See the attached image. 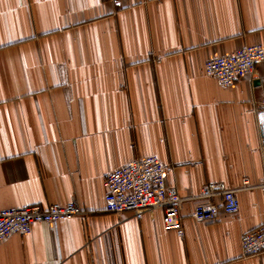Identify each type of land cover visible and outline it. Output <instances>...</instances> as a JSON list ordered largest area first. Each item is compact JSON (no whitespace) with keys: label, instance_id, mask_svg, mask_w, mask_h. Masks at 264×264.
Instances as JSON below:
<instances>
[{"label":"crops","instance_id":"crops-1","mask_svg":"<svg viewBox=\"0 0 264 264\" xmlns=\"http://www.w3.org/2000/svg\"><path fill=\"white\" fill-rule=\"evenodd\" d=\"M256 44L264 0H0V210L84 211L11 236L0 264H264L240 249L264 223V62L232 87L203 72ZM148 155L185 199L181 237L161 211H104L106 175ZM209 183L239 211L197 223Z\"/></svg>","mask_w":264,"mask_h":264},{"label":"built area","instance_id":"built-area-1","mask_svg":"<svg viewBox=\"0 0 264 264\" xmlns=\"http://www.w3.org/2000/svg\"><path fill=\"white\" fill-rule=\"evenodd\" d=\"M111 1L117 3L120 0ZM263 62L264 48L256 44L208 59L203 72L206 77L215 79L219 86L232 87L239 79L252 75ZM261 105L264 106V101ZM252 111L257 116L260 114L259 108L254 107ZM168 172L169 165L156 155L134 158L111 171L103 182L104 211L117 217L125 213L139 216L161 211L163 228L175 231L181 237L183 227L180 211L185 199L175 187L167 186ZM242 185V189H251L246 178L242 180ZM256 188L264 193V180ZM236 194V190L227 189L223 183L205 185L194 198L199 201L191 212V218L197 223H211L217 220L220 212L228 215L238 213L239 200ZM83 215L84 211L73 201L65 205H32L0 210V244L13 235H31L37 224L56 226L59 221ZM240 249L242 257L264 254V223L241 236Z\"/></svg>","mask_w":264,"mask_h":264}]
</instances>
